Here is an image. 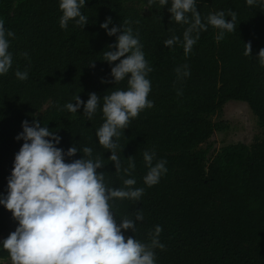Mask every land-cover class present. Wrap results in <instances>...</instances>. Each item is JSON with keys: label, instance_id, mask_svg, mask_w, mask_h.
Returning a JSON list of instances; mask_svg holds the SVG:
<instances>
[{"label": "trees", "instance_id": "obj_1", "mask_svg": "<svg viewBox=\"0 0 264 264\" xmlns=\"http://www.w3.org/2000/svg\"><path fill=\"white\" fill-rule=\"evenodd\" d=\"M170 6H149L147 0H87L82 13L89 23L83 28L70 21L61 29L59 0H0V20L16 34L9 49L12 69L0 76V194L6 195L15 154L23 144L15 139L22 121L32 120L49 101L52 106L38 120L58 131V147L65 152L74 144L92 147L94 156L105 159L97 171L105 173L106 183L124 186L126 177L115 173L111 153L95 136L104 122L102 111L98 108L89 121L82 115L83 105L78 113L62 110L75 95L86 103L90 93L103 98L108 91L127 89V80L112 82L115 64L102 61L116 37L99 25L111 17L109 28L123 25L138 33L152 68L147 99L153 107L132 118L118 141L122 166H128V158L135 162L132 175L136 187L144 189L139 201L112 202L118 220L143 211L144 221L134 233L125 231V237L150 243V233L161 226L165 247L155 249L156 264H264V66L257 61L264 49V6L250 7L246 0H199L202 17L235 12L237 30L218 41L220 30L209 26L187 54L182 43L187 25L171 21ZM173 35L181 42L165 47ZM247 43L251 56L243 54ZM93 61L95 67L89 66ZM185 64L190 75L178 77L176 69ZM17 70L27 71L28 78L17 79ZM232 101L250 107L263 134L250 145L238 143L216 153L212 138L222 128L214 117ZM153 150L156 160L167 161L168 171L149 187L143 182L148 171L143 152ZM80 158L78 151L65 162ZM17 227L11 212L0 206V240ZM8 256L7 250L0 253Z\"/></svg>", "mask_w": 264, "mask_h": 264}, {"label": "clouds", "instance_id": "obj_2", "mask_svg": "<svg viewBox=\"0 0 264 264\" xmlns=\"http://www.w3.org/2000/svg\"><path fill=\"white\" fill-rule=\"evenodd\" d=\"M86 2L59 0L61 29H66L70 21L83 28L89 23V18L82 13ZM198 2L147 0L149 6L158 3L163 8L170 4L171 21L187 25L182 41L186 54L209 26L220 30L216 36L218 41L224 39L226 32L237 30L235 12L218 11L202 17L197 10ZM246 4L264 6V0H246ZM112 23L108 17L99 25L109 37H116V43L103 52L102 61L115 64L111 67L112 82L117 84L127 80V89L108 91L103 98L90 93L86 103L75 95L74 102L66 103L62 110L78 113L83 105L82 115L89 121L98 108L102 111L104 122L96 129L95 136L98 145L111 153L108 160L114 165L115 173L126 177L124 186L114 188L106 183L105 173L97 171L105 166V159L94 156L92 147L81 148L74 144L65 152L58 147L62 139L58 131L42 125L35 117L31 122L22 121V132L15 139L23 144L15 154L13 169L7 178L6 195L0 194V206L11 212L18 222L15 231L0 242V248L7 250L12 264H156L155 249L165 247L160 242L162 227L159 225L150 233V243L125 237V231L134 233L137 223L144 221L142 210L136 211L134 217L120 220L112 210L113 201H139L144 193L143 188L136 187L137 181L132 175L135 162L128 158V166H122L118 141L132 118L145 108L153 107V102L147 99L151 91L147 77L152 68L145 59L139 35L123 25L109 28ZM15 35L0 20V76L12 69L13 55L9 49ZM180 42V37L173 35L164 41V46L171 48ZM244 45L243 54L251 56V43ZM23 55L28 58L27 52ZM257 61L264 66V49L259 51ZM95 62L89 66L95 67ZM176 72L178 77L190 75L186 64L178 67ZM15 76L24 81L28 72L17 70ZM78 151L82 158L65 162ZM143 161L148 169L144 184L149 187L158 184L168 171L167 161L156 160L154 150L144 151Z\"/></svg>", "mask_w": 264, "mask_h": 264}, {"label": "rangeland", "instance_id": "obj_3", "mask_svg": "<svg viewBox=\"0 0 264 264\" xmlns=\"http://www.w3.org/2000/svg\"><path fill=\"white\" fill-rule=\"evenodd\" d=\"M52 103V101H49L44 104L35 118L37 120L43 118L52 106ZM28 121L31 122L32 120ZM214 121L219 123L222 128V130L216 132L212 138V144L214 145L216 153L227 146L236 145L238 143L250 145L254 142L256 137L263 134V131L258 125L257 117L252 113L250 107L242 102L232 101L227 103L222 112L214 117ZM20 128H22L21 125ZM8 236L9 234L3 236L0 242ZM2 251H4V249L0 248V253ZM0 264H12L10 257H0Z\"/></svg>", "mask_w": 264, "mask_h": 264}]
</instances>
